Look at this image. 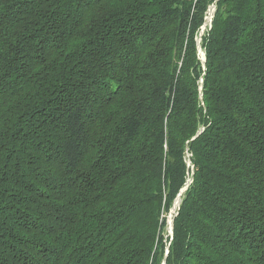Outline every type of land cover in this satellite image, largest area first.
<instances>
[{
  "label": "trees",
  "instance_id": "1",
  "mask_svg": "<svg viewBox=\"0 0 264 264\" xmlns=\"http://www.w3.org/2000/svg\"><path fill=\"white\" fill-rule=\"evenodd\" d=\"M0 264H264V0H0Z\"/></svg>",
  "mask_w": 264,
  "mask_h": 264
},
{
  "label": "water",
  "instance_id": "2",
  "mask_svg": "<svg viewBox=\"0 0 264 264\" xmlns=\"http://www.w3.org/2000/svg\"><path fill=\"white\" fill-rule=\"evenodd\" d=\"M213 10H214V7L211 6L210 9H209V11H208V14H210V15H209L210 18L212 17ZM201 60L204 61V58H201ZM184 189H185V188H184ZM184 189H182V190L179 192V194H178V196H177V198H176V200H175V202H174V205H177V204H178V202H179V197H180V195H181V193L183 192ZM172 223H173V220H171L170 225H169L170 232H172Z\"/></svg>",
  "mask_w": 264,
  "mask_h": 264
},
{
  "label": "rangeland",
  "instance_id": "3",
  "mask_svg": "<svg viewBox=\"0 0 264 264\" xmlns=\"http://www.w3.org/2000/svg\"><path fill=\"white\" fill-rule=\"evenodd\" d=\"M209 15H210V14H208V16L206 17V19H207L208 22H209V20H210ZM200 54H202V53H200ZM176 207H177V205H174V204H173V206H172L170 212L168 213V216H167V219H168V221H167V222H168V228H169L170 222H171V220H172V214H173V212H175ZM169 229H170V228H169Z\"/></svg>",
  "mask_w": 264,
  "mask_h": 264
}]
</instances>
